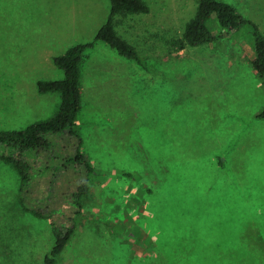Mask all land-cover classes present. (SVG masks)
Listing matches in <instances>:
<instances>
[{"label": "rangeland", "instance_id": "1", "mask_svg": "<svg viewBox=\"0 0 264 264\" xmlns=\"http://www.w3.org/2000/svg\"><path fill=\"white\" fill-rule=\"evenodd\" d=\"M143 1L148 12L114 17L135 60L94 40L110 0H0V130L52 117L60 95L47 98L37 81L63 78L53 57L94 41L84 51L76 128L95 168L79 214L65 203L60 182L53 186L57 201L46 198L50 176L37 173L33 194L55 212L40 217L20 201L17 170L0 161V264H45L54 229L73 220L53 264H264V119L254 115L264 107V80L248 60L249 29L222 30L213 15L215 39L179 52L197 0ZM222 1L264 36V0ZM214 59L221 67L213 72ZM227 60L232 75L220 78L231 71ZM92 65L127 71L129 84L84 83L93 81ZM53 143L62 158L64 147ZM139 220L158 235L156 247Z\"/></svg>", "mask_w": 264, "mask_h": 264}, {"label": "trees", "instance_id": "2", "mask_svg": "<svg viewBox=\"0 0 264 264\" xmlns=\"http://www.w3.org/2000/svg\"><path fill=\"white\" fill-rule=\"evenodd\" d=\"M197 2L196 13L187 22L182 37L177 40L176 45L182 48L185 44L199 45L213 41L216 35L208 24L213 15L222 30L235 31L247 27L255 53L249 63L257 75L264 80V36L257 24L243 16L232 4L222 0H197ZM148 10L149 7L143 0H110L109 15L96 32L94 40L104 41L119 54L139 60L135 47L115 30L114 17L116 14L146 13ZM93 42L75 44L64 53L53 57L54 64L64 72L63 78L37 81L38 92H59L61 95L60 105L52 117L18 129L0 130V161L10 164L17 170L21 180L20 201L26 209H30L40 217H49L55 212L52 206L42 202L33 194L32 181L37 173H47L50 176L46 198L50 201L55 198L53 201H57L53 186L60 182L66 189V193H63L65 203L75 207V214H79L82 198L89 191L90 175L95 172L91 160L82 151L83 138L75 122L81 105L82 55L93 45ZM255 117L264 119V107L257 111ZM55 141L56 146L64 147L62 152L65 154L62 158L57 157L62 155L61 152L59 155L55 154L53 143ZM119 173L122 176H133L131 172L125 170ZM83 174L85 177H80ZM26 197L30 198L31 208L26 205ZM74 228L73 220L64 229H54V244L44 258L45 264L55 262ZM153 247L156 246L153 244Z\"/></svg>", "mask_w": 264, "mask_h": 264}, {"label": "crops", "instance_id": "3", "mask_svg": "<svg viewBox=\"0 0 264 264\" xmlns=\"http://www.w3.org/2000/svg\"><path fill=\"white\" fill-rule=\"evenodd\" d=\"M54 25V24H53ZM39 33H36V35H38ZM124 39V38H123ZM126 40V39H125ZM127 41V40H126ZM187 45H190V44H187ZM249 48L251 49L250 50V53H249V59L248 60H251V59H253L254 58V55H255V53H254V50L249 46ZM87 51V50H86ZM181 51H183V48H181L180 50H179V52H181ZM64 53V52H63ZM60 54H62V53H60ZM48 55H51V54H48L47 53V56ZM54 55H51V57H53ZM50 57V58H51ZM87 57V53L86 52H84V54L82 55V61H81V64H80V92H81V99H82V101H83V83H82V81H81V74H82V70H83V61H84V58H86ZM216 59V58H215ZM215 59L213 60V62H212V64H211V66L213 65V67H212V71L214 72V71H216V69L217 68H220L221 67V63H217V62H215ZM215 62V63H214ZM125 64L127 63V62H124ZM89 64H93V65H95V61H93V63L92 62H90ZM93 65L91 66V68L93 69V70H90V71H88L89 72V76L90 77H92V79H93V81H91V82H84V83H90V84H103L106 80H107V78H110L112 81H115L114 79H119V80H125V82H126V84H129V81H128V73H127V71H125V70H115V71H113V72H111L110 71V68L109 69H107V68H105V69H94L93 68ZM225 67H228V68H231V71L228 73V74H223V75H221L220 76V78H227V76H229V75H232V66H233V61L232 60H227L226 62H225ZM252 67V66H251ZM253 68V67H252ZM64 73V72H63ZM253 73H254V75H256L257 73H256V71H255V69L253 68ZM215 78V82H217V83H221V79L219 78H217L216 76L214 77ZM58 79H61V77L60 78H58ZM115 82H117V81H115ZM56 92H46L45 94H46V97L48 98L49 96H53V94H55ZM57 93H59V92H57ZM59 95H60V93H59ZM49 98H51V97H49ZM60 98H61V95H60ZM86 98V97H85ZM86 100H88V99H86ZM83 108V107H82ZM106 109V108H105ZM162 107H159V112H161L162 111ZM257 111V110H256ZM254 112V115L257 113V112ZM155 112H156V110H155ZM159 112H158V114H159ZM82 114H83V109H81V105H80V108H79V111L77 112V115H76V118H75V122H76V120H79V118H82V117H80V116H82ZM135 114V113H134ZM2 130V129H1ZM224 176V175H223ZM145 208H146V205H145V203H144V208H143V204H142V209L143 210H145ZM118 222V221H117ZM120 222H123V221H120ZM99 223H105L104 221H101V222H99ZM116 223V222H115ZM125 223V222H124ZM139 223H140V228L143 230V232H145V234L150 238V240L148 239V243L149 244H158L159 243V239H158V235L157 234H155V233H153L152 232V230L150 229V227H148V223H141V220H139ZM247 223V222H246ZM144 226V227H143ZM145 228V229H144ZM168 230V229H167ZM153 234H154V236H155V238L157 239V242L154 240V237H153ZM163 234H164V230H163V227H161V229H160V231H159V237L160 238H162V236H163ZM171 234H173V233H170V234H166L167 236H171ZM161 248V247H160ZM162 250V249H161ZM163 251V250H162ZM154 261L155 262H159L156 258L154 259ZM148 262L150 263V261L148 260ZM151 262H152V260H151ZM159 264H162L161 262H159Z\"/></svg>", "mask_w": 264, "mask_h": 264}]
</instances>
